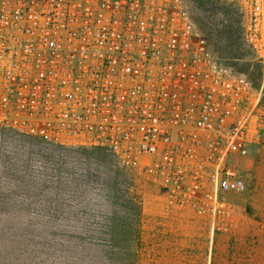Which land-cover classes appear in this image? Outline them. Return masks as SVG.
Here are the masks:
<instances>
[{
  "label": "built area",
  "instance_id": "2783aa9c",
  "mask_svg": "<svg viewBox=\"0 0 264 264\" xmlns=\"http://www.w3.org/2000/svg\"><path fill=\"white\" fill-rule=\"evenodd\" d=\"M264 53V0H243ZM216 55L184 0H0V129L108 149L168 210L212 227L248 189L263 93Z\"/></svg>",
  "mask_w": 264,
  "mask_h": 264
},
{
  "label": "rangeland",
  "instance_id": "374dc122",
  "mask_svg": "<svg viewBox=\"0 0 264 264\" xmlns=\"http://www.w3.org/2000/svg\"><path fill=\"white\" fill-rule=\"evenodd\" d=\"M184 1L222 63L248 76L257 89L264 88V53L245 37L243 0ZM228 31L233 32L232 41ZM48 144L0 129V264H71V244L53 245L54 235L46 234V202L59 179L78 172L74 170L81 156L75 152L98 149ZM239 160L251 165L246 170L248 189L229 196V219L217 228L195 213L168 210L158 189L133 170L131 192L142 209L137 264H264V135ZM115 248L112 259L118 253L127 264L130 251Z\"/></svg>",
  "mask_w": 264,
  "mask_h": 264
},
{
  "label": "trees",
  "instance_id": "16d2710c",
  "mask_svg": "<svg viewBox=\"0 0 264 264\" xmlns=\"http://www.w3.org/2000/svg\"><path fill=\"white\" fill-rule=\"evenodd\" d=\"M226 34L232 41L233 32ZM75 153L81 156L74 170L78 172L59 179L61 184L46 202V234L54 235L53 245L71 244V264H122L120 254L111 257L115 247L127 248L131 253L127 264H137L142 209L131 192L134 171L123 168L109 152L79 149ZM60 221L68 223L67 227H58Z\"/></svg>",
  "mask_w": 264,
  "mask_h": 264
},
{
  "label": "crops",
  "instance_id": "0c3cea01",
  "mask_svg": "<svg viewBox=\"0 0 264 264\" xmlns=\"http://www.w3.org/2000/svg\"><path fill=\"white\" fill-rule=\"evenodd\" d=\"M242 165H243V166H242ZM241 168H242L243 170H248V169H250V168H251L250 162H249V161H244V163L241 164Z\"/></svg>",
  "mask_w": 264,
  "mask_h": 264
}]
</instances>
